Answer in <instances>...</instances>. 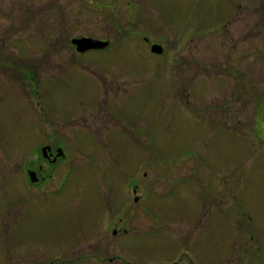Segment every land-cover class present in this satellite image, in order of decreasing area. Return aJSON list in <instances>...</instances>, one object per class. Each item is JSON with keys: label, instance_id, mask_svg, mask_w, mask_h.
<instances>
[{"label": "rangeland", "instance_id": "1", "mask_svg": "<svg viewBox=\"0 0 264 264\" xmlns=\"http://www.w3.org/2000/svg\"><path fill=\"white\" fill-rule=\"evenodd\" d=\"M235 1L0 0V264H264V8Z\"/></svg>", "mask_w": 264, "mask_h": 264}, {"label": "water", "instance_id": "2", "mask_svg": "<svg viewBox=\"0 0 264 264\" xmlns=\"http://www.w3.org/2000/svg\"><path fill=\"white\" fill-rule=\"evenodd\" d=\"M73 45H75L76 49L82 53V52H86L88 50H90L91 48H97V49H100V48H103L107 45L106 42H98V43H94L92 41H87L86 39L84 40H74ZM151 51L155 52V53H160L161 51V47L156 45V46H152L151 48Z\"/></svg>", "mask_w": 264, "mask_h": 264}, {"label": "flooded vegetation", "instance_id": "3", "mask_svg": "<svg viewBox=\"0 0 264 264\" xmlns=\"http://www.w3.org/2000/svg\"><path fill=\"white\" fill-rule=\"evenodd\" d=\"M241 2V1H240ZM240 2H238V1H235V0H232V4L231 5H229V10H230V12L232 13L233 12V10L236 8V7H241V3ZM245 2H247V1H245ZM256 2H258L259 4H261L262 5V7L264 8V0H256ZM248 3V2H247ZM251 5H252V3H251ZM227 6V5H226ZM226 6H224V8L226 7ZM226 11V10H225ZM229 12V13H230ZM220 13V12H219ZM229 13H226V12H224V16H226V15H228ZM230 13V14H231ZM262 13H264V9H263V11H262ZM220 16H223V13L221 12L220 13ZM227 18H228V16H227ZM226 18V19H227ZM216 20L218 21V17L216 18ZM264 23V22H263ZM202 35V34H201Z\"/></svg>", "mask_w": 264, "mask_h": 264}]
</instances>
